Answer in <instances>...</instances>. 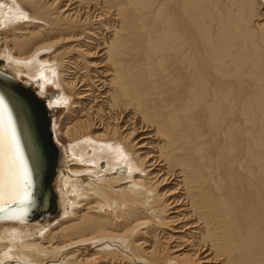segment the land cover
Here are the masks:
<instances>
[{"label": "bare ground", "instance_id": "bare-ground-1", "mask_svg": "<svg viewBox=\"0 0 264 264\" xmlns=\"http://www.w3.org/2000/svg\"><path fill=\"white\" fill-rule=\"evenodd\" d=\"M261 3L0 0V70L58 150L50 215L5 212L0 264H264ZM11 110L0 209L32 171Z\"/></svg>", "mask_w": 264, "mask_h": 264}, {"label": "water", "instance_id": "water-1", "mask_svg": "<svg viewBox=\"0 0 264 264\" xmlns=\"http://www.w3.org/2000/svg\"><path fill=\"white\" fill-rule=\"evenodd\" d=\"M0 96L12 109V119L14 118L16 129L20 132L32 170L30 181L26 180L24 185L28 198L8 203L0 209V217L15 207L30 204L20 221L33 223L50 215L53 205L51 181L57 165L58 150L53 140L50 118L39 97L12 75L1 70ZM34 201L35 207L32 208Z\"/></svg>", "mask_w": 264, "mask_h": 264}, {"label": "rangeland", "instance_id": "rangeland-1", "mask_svg": "<svg viewBox=\"0 0 264 264\" xmlns=\"http://www.w3.org/2000/svg\"><path fill=\"white\" fill-rule=\"evenodd\" d=\"M263 1L264 0H259V3L263 2ZM258 6H259V10H260L259 13L261 14V12L264 11V4L261 3L260 5L258 4ZM24 79H27V78L25 77ZM48 88H50L49 89V93L51 95H54L55 96V94H57V92H60V87H58V86L53 85V86H49ZM55 108H56V120L57 121H60L61 117L65 114L66 107H65L64 104H62V105L56 106Z\"/></svg>", "mask_w": 264, "mask_h": 264}]
</instances>
